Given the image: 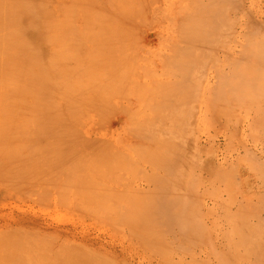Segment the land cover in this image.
<instances>
[{
    "label": "rangeland",
    "instance_id": "rangeland-1",
    "mask_svg": "<svg viewBox=\"0 0 264 264\" xmlns=\"http://www.w3.org/2000/svg\"><path fill=\"white\" fill-rule=\"evenodd\" d=\"M32 1L39 15L41 0H0V50L7 29L14 28V22L18 23L19 9ZM210 1L213 0H53L55 7L51 21L56 44L55 84H64L63 90H55V95L59 101L63 94H71V128L78 125L82 130H107L111 139L108 136L101 143L90 144L79 139L78 144L69 141L72 142L69 145L65 139L53 138L52 143H46L45 147H36L29 142L30 139L26 140V136L30 135L32 126H37V110L22 113L23 120L13 123L7 119L9 114L1 109L0 144L3 139L6 145L4 142L0 145V155L7 149L4 151L7 152L5 166L10 174L7 173V179L0 177V264H51V261L55 264H250L252 261L254 264L257 253H250L249 258L247 248L252 245L253 239L255 244L258 238L264 240V235H260L264 229V177L260 176L264 173V135L261 133L264 131V118L261 120L264 116V69L260 68H264V0H239L240 3L234 0L231 5L238 10L227 6L231 0L224 1L227 4L223 6L225 9L229 7L230 11H237L234 14H229V11L224 13L228 16L227 21L230 20L228 25L227 21H222L223 15L221 17L216 15L217 11L213 12L217 6L220 9L224 2L219 5L221 1L218 0L217 6L211 2L215 7L210 11ZM200 4L204 14L218 16L222 25L233 29V38L225 35H229V29L225 30L224 25L220 26L221 23L212 16L210 19L216 20L217 29H222H218V36L219 31L225 36L221 32L222 39L218 36L214 38L220 39L219 45L215 40L209 41L211 39L206 38V33L202 34L206 36L203 37L206 42L196 45L203 49L201 52L194 50L196 54L200 53L192 58L190 46L195 45L196 38L201 39L200 30L198 34L193 33L196 38L193 37L194 43L187 49L184 46L190 41L185 43L182 39L188 30L193 29L185 26V22L190 24L191 20L193 24H198L199 20L196 19V22L193 17L200 12ZM221 12L223 14L224 11ZM204 14L198 16L204 18ZM184 17L185 22L182 20ZM8 18L9 25L4 27ZM187 18L190 20L187 21ZM37 19L25 18L19 27L25 28L32 23L36 27ZM211 22L207 26L215 23L214 20ZM198 25L196 29H199ZM216 27H212V32ZM210 28L206 29L208 34L212 33L207 31ZM202 29L205 31V28ZM70 36L78 38L81 43L74 39V44H77L73 45ZM67 40H71L72 44L67 42L71 46L63 43ZM62 59L63 77L58 74L59 60ZM236 59L240 60L239 63ZM234 69L240 71L241 79L246 78L243 82L250 84L242 85L243 88L240 86L235 97L228 92L231 83L235 84L230 82L235 78L232 70L238 76L239 71ZM247 72H254L261 82L257 78V84L255 79L254 82L248 80L253 75ZM67 80L72 84L71 88L66 87ZM254 83L256 86H253ZM230 97L236 100L242 98L240 102L246 100L240 105L233 99L231 103ZM55 110V118L67 114L65 108ZM259 121L263 131L258 129ZM41 122L45 126H57L55 119ZM148 126L153 128L146 130L147 133L153 135L155 131L154 142L162 143L164 138L167 144L160 147L148 138L144 146L146 139L132 134L133 131L144 134ZM67 128L64 127L65 131ZM13 129L19 133L14 131L16 136L13 135V140L9 135L6 139L7 134H14ZM71 131L67 132L70 134ZM20 137L26 139L18 140ZM141 146L144 148L142 152L139 151ZM31 147L27 155V148ZM21 148L24 153L27 152L26 156H16ZM100 148L110 149L114 155H102ZM169 150L179 162L178 169L172 166L166 172L165 164L159 166L153 162L167 157ZM0 158L1 164L6 161L3 155ZM19 163L20 166L16 165ZM13 169L20 172L14 173ZM166 173L179 175L182 188L180 186L176 191L186 195L184 202L188 201V206L185 216L191 221L190 231L193 234L189 239L185 238L188 234L181 227L177 226L167 234L159 232V225L158 228L157 225L146 227L151 231L155 229L159 234L155 235L144 227L145 224H136L138 222L133 219L140 214L142 207L139 208V203L144 199V193L152 189L151 180L166 176ZM240 212L244 213L245 218L242 214L241 217L245 225L241 223ZM120 216L123 218L119 219ZM17 218L45 222L50 231L55 228L70 229L77 241L57 239L56 235L41 234L37 230L13 231L7 228V232L4 231L2 225ZM246 222H250V227ZM250 229H255L254 235ZM144 235L148 236L145 237L147 242L142 239ZM86 239L94 242L93 246L79 242L84 243ZM263 240L260 244L264 243ZM233 247L238 248L236 253ZM261 253L263 258L264 251ZM67 256L72 258L71 261ZM261 258L255 264L264 263Z\"/></svg>",
    "mask_w": 264,
    "mask_h": 264
},
{
    "label": "bare ground",
    "instance_id": "bare-ground-1",
    "mask_svg": "<svg viewBox=\"0 0 264 264\" xmlns=\"http://www.w3.org/2000/svg\"><path fill=\"white\" fill-rule=\"evenodd\" d=\"M34 1H37V0H34ZM216 1H218V0H213V1H210L209 2V6H211V9H210V11L212 10V9H214V8H212L214 5L215 6H217L218 4H219V1H218V3L216 2ZM221 1V3L219 4V5H221L224 1L225 2H227L226 0H220ZM229 1V0H228ZM234 0H231V2L227 5L225 2H224V4H222V11H224L223 12V14H221L222 12H221V10L220 9H218L219 8V6H217V7H215V9H214V11L213 12H216L217 11V13L218 12H220L219 14H217L216 13V15H218V16H221V15H223L224 17H222V18H224V20H222V18H221V20L222 21H227V19L228 18H226V17H228V16H226L224 13L226 12V13H228V11H229V14H230V12H232L233 14H234V11L235 12H237L236 10H228V9H230L231 7H232V2H233ZM208 2V1H207ZM211 2L214 4H211ZM215 2L217 3V4H215ZM41 3H42V10H41V12H40V14L39 15H37V13H38V10H35V7L33 6V1L32 2H30V3H28L24 8H20L19 9V11H18V16H19V18H18V23H16V22H14L15 23V25H14V28H8L7 29V36L5 35V41H4V43H2L3 44V47H2V49L0 50V111H1V109H2V112H7L8 114H9V116H7V119H9V120H11L12 122L14 121V122H18L19 123V121H22L23 120V115H22V113L24 114V113H26V112H29V110H37L36 112L38 113L37 114V116H36V118H37V126H32V128H31V130H30V135L29 136H26L27 137V139L25 138V137H20L18 140H24V139H26V140H28V139H30V141L29 142H32V143H34V145H36V147H38V146H41V145H43L44 147H45V144L46 143H52V139L54 138V139H56V140H61V139H63V141H65V140H67V142H69V141H73V142H76L77 144H78V142H80V140L79 139H81L82 140V142L83 143H88V144H90L91 142H97V143H101L103 140H105V138L106 137H108L109 135H108V132H107V130H102V131H100V130H93V129H89V128H84L83 130L81 129V128H79L78 127V125H74L75 127H72L71 128V123H72V110H71V107H72V105H73V99H72V97H71V94H68V95H65V94H63L62 95V97L59 99V101H58V99H57V97L58 96H56L55 95V90H63V88H64V84H60V85H57V84H55V80H56V77H57V70H56V44H55V35H54V29H53V26H54V24L52 23V21H51V16H52V10L54 9V7H55V2L53 3V0H41ZM202 3V2H201ZM235 2H233V4H234ZM238 3H240L239 2V0H238ZM237 3V4H238ZM198 4V3H197ZM225 4L227 5V6H230V8L228 7V8H224L223 6H225ZM204 5H205V2H204ZM207 5V4H206ZM208 6V5H207ZM226 6V7H227ZM236 6V5H235ZM234 6V7H235ZM238 6H240V4H238ZM197 8H198V5H197ZM203 8H205V7H203ZM210 8V7H209ZM224 8V9H223ZM233 8V7H232ZM231 8V9H232ZM235 8H237V10H238V7H235ZM235 8H233V9H235ZM199 9H201L200 10V12H199ZM199 9H197V11L199 12L198 13V15H203L204 14V10L202 9V6H201V4H200V7H199ZM240 9V8H239ZM206 10V9H205ZM243 10V9H242ZM245 11V10H244ZM202 12V13H201ZM208 12V11H207ZM206 13V12H205ZM211 13V12H210ZM210 13H208V14H210ZM211 14H213V13H211ZM247 14V13H246ZM195 15L198 17H193V15H192V17L196 20V19H198L199 20V22H198V20H196V22H198V24L200 23H202L201 25H202V27L203 28H205V31L202 29V27L200 26V24L198 25L199 26V29H196L197 28V25L194 23L193 24V22L190 20H188V18H187V21H189L190 22V24L188 23V22H185V20H186V18L185 17H187L186 15H185V19H182L186 24H185V26L186 25H188L190 28H193L192 30H194V31H196V32H194V31H190V30H188V33L186 34H184L183 35V39H182V41L183 42H185V43H187V42H189L190 41V44H186L185 46H184V48H188L192 43H194V40H195V38H196V35L195 34H193V33H196V34H200L201 35V37H200V35H199V38H201V39H199V40H197L198 38H196V40H195V45L193 46V44H192V46H190V49L194 52V50H195V52L197 51H200V50H202L201 49V47H197L196 45H200L201 43H204V42H206L205 41V39L207 38H209V39H211V40H209V41H212V42H215V41H217L216 43H218V41L220 40H218V39H214L215 37H217L218 36V29H221L220 27L217 29V27H218V25H217V23H216V20L218 21V20H220V19H218L214 14L212 15L213 17H215V19H213L214 21H215V23L214 24H211L210 26H211V28H210V26H207V25H209V23H212L211 21H213L212 19H210L212 16L210 15H208L209 16V18H208V16H207V14H204V15H206V16H204V18L206 17V19H204V18H202L203 16H198L196 13H195ZM38 17V19H37V21H38V23H37V25H36V27H35V25L33 26V23L31 24V25H25V28H20L19 26L21 25V21L22 20H24L25 18H30V19H32V18H34V19H36ZM199 17H201V18H199ZM180 18V17H179ZM201 19V20H200ZM210 19V20H209ZM226 19V20H225ZM202 20H203V22H202ZM207 20V21H206ZM231 20H232V17H231ZM30 21H32V20H30ZM180 21V20H179ZM209 21V22H208ZM228 21H230V20H228ZM226 22V24L228 25V23L229 22ZM9 22H10V20H9V18L7 19V21H5V26L4 27H6V25H7V27H8V25H9ZM192 22V23H191ZM208 22V23H207ZM218 22H220L221 24H220V26L222 25V23L223 22H221V21H218ZM224 22V23H225ZM188 23V24H187ZM204 23H205V25H204ZM231 24H233L234 22H230ZM180 24V23H179ZM193 24V25H192ZM226 24L224 25V27L226 26ZM239 24V23H238ZM245 24V23H244ZM196 27H195V26ZM216 25H217V27H216ZM222 25V26H223ZM230 25V24H229ZM246 25V24H245ZM11 26H13V25H11ZM182 26H184V25H182ZM192 26V27H191ZM205 26V27H204ZM207 26V27H206ZM19 27V28H18ZM178 27V26H177ZM212 27H216V32L215 31H213L212 32ZM231 27H232V25H231ZM209 29L210 28V30H207V31H211L212 33L210 34H208L207 32H206V29ZM234 28V27H233ZM251 28V27H250ZM33 29V30H32ZM181 29V28H180ZM225 30H227V29H229V35H227L228 33H226L225 35L226 36H232V38H233V35L231 34V30H233L232 28H231V30H230V27H228V28H224ZM200 30V31H199ZM204 32H203V31ZM222 30V29H221ZM224 30V32H226ZM32 31V32H31ZM177 31H179L180 32V30L177 28ZM199 31V32H198ZM201 31H202V33H201ZM252 31V30H251ZM183 32V31H182ZM182 32H180V33H182ZM198 32V33H197ZM214 32H215V34H214ZM220 33L222 32V31H219ZM228 32V31H227ZM234 32V31H233ZM205 33H206V35L208 36V37H206V36H204L205 35ZM220 33H219V38H221L222 36H225V35H223V32H222V36L220 37ZM243 33V32H242ZM248 33V32H247ZM247 33H245V35H247ZM183 34V33H182ZM202 34H204V35H202ZM212 34H214L215 36H213ZM231 34V35H230ZM235 34V33H234ZM239 34V33H238ZM74 35H75V33H74ZM102 35V34H101ZM100 35V36H101ZM104 35V34H103ZM180 35V34H179ZM244 35V36H245ZM249 35H250V33H249ZM21 36V37H20ZM76 36V35H75ZM99 36V35H98ZM212 38H211V37ZM237 36V35H236ZM238 36H240V34L238 35ZM24 37H26V39H24ZM73 37V36H72ZM71 36H70V39H73L72 40V42H73V45H76V44H74L75 43V41H74V39L76 40V41H80L78 38H72ZM96 37V36H95ZM94 37V38H95ZM193 37H195V38H193ZM198 37V36H197ZM203 37H206V38H203ZM246 37V36H245ZM104 38V37H103ZM107 39H108V36L106 37ZM109 38H111V37H109ZM224 38V37H223ZM244 38V37H243ZM92 39V38H91ZM96 39V38H95ZM101 39H102V37L100 38V41H101ZM105 39V38H104ZM213 39V40H212ZM222 39V38H221ZM224 39H229V38H224ZM223 39V40H224ZM263 39V38H262ZM262 39H260V40H262ZM63 40H66V37H63ZM106 40V39H105ZM203 40V41H202ZM208 40H207V42H208ZM215 40V41H214ZM243 40V39H242ZM61 41V35H60V38H59V42ZM71 40H67L66 42L65 41H63V43H67V42H70ZM103 41V40H102ZM193 41V42H192ZM199 41V42H198ZM200 41H202V42H200ZM222 41V40H221ZM36 42H37V44H36ZM72 42H70L71 44H72ZM198 42V43H197ZM224 42V41H223ZM228 42V41H227ZM264 42V41H263ZM79 43H81V41L79 42ZM220 43V42H219ZM218 43V44H219ZM243 43V42H242ZM38 44H40V46L38 45ZM68 44V43H67ZM71 44L69 45V46H71ZM213 44V43H212ZM67 45V46H68ZM99 45H102V44H99ZM204 45V44H203ZM203 45H202V47H203ZM220 45V44H219ZM228 45V44H227ZM231 45V44H230ZM226 46V45H225ZM240 46H242V45H240ZM263 46V45H262ZM208 47V46H207ZM232 47V46H231ZM209 48H211V47H209ZM242 48V47H241ZM246 48V47H245ZM254 48V47H253ZM262 48V47H261ZM243 50H244V48H243ZM261 50V49H260ZM204 51H206V50H204ZM203 51V52H204ZM214 51V50H213ZM224 51V50H223ZM230 51V50H229ZM232 51V50H231ZM264 51V50H263ZM193 52H192V58L193 57H196L198 54H196L195 52V54H193ZM202 52V53H203ZM208 52H209V50H208ZM211 52V51H210ZM216 52V51H215ZM247 52V51H246ZM262 51H260V53H261ZM212 53V52H211ZM214 53V52H213ZM243 54V53H242ZM247 54V53H246ZM196 55V56H195ZM209 55H210V53H209ZM213 55V54H212ZM235 55V54H234ZM233 55V56H234ZM245 55V54H244ZM244 55H243V58H244ZM251 55V54H250ZM214 56H216V55H214ZM237 56V55H236ZM255 56V55H254ZM201 57H203V56H201ZM204 57H205V54H204ZM208 57V56H207ZM228 57V56H227ZM239 57V56H238ZM240 57H242V56H240ZM239 57V58H240ZM251 58V57H250ZM249 58V59H250ZM64 59V58H63ZM63 59L62 60H59V65H58V74H59V76H62L63 77V75H64V73H63ZM203 59V58H202ZM232 58H230V61H232L231 60ZM255 59V58H254ZM260 59V58H259ZM214 60V59H213ZM235 60V59H234ZM237 60V62H238V60L239 59H236ZM251 60V59H250ZM240 61V60H239ZM225 62V61H224ZM234 61H232V63H233ZM217 63V62H216ZM231 63V64H232ZM239 63V62H238ZM242 63V62H241ZM244 63V62H243ZM246 63V62H245ZM244 63V64H245ZM186 64H189V62L188 63H185V67H186ZM225 64V63H224ZM230 64V63H229ZM235 64H236V62H235ZM248 64V63H247ZM263 64V63H262ZM90 65H92V64H90ZM238 65V64H237ZM243 65V64H242ZM253 65V64H252ZM255 65V64H254ZM224 66V65H223ZM239 66H240V64H239ZM262 66V65H261ZM92 67V66H91ZM230 67V66H229ZM235 67V66H234ZM238 67V66H237ZM239 68V67H238ZM248 68V67H247ZM247 68H246V70H247ZM250 68H253V70L252 71H254V67H250ZM257 68V67H256ZM261 69H264V68H262V67H260ZM260 68H258V70H260ZM236 69V68H235ZM234 69V70H235ZM240 69H242V68H240ZM244 69V68H243ZM221 70H223V69H221ZM231 70V69H230ZM251 70V69H250ZM236 71V70H235ZM237 71H239V70H237ZM236 71V72H237ZM224 72H225V70H224ZM227 72V71H226ZM232 72H233V76L236 78V81H234V79L231 81L230 80V82H233V83H235L234 85L231 83V85L229 86L230 87V91L228 90V92H230V93H232L233 94V96L235 97V93L236 92H238L239 91V89H241V87L240 86H245V85H250L249 83H248V81L246 82H243V80L244 79H246V78H244V79H241L242 77H241V74H239L240 73V71L238 72V76H235L234 75V71L232 70ZM244 72V71H243ZM246 72V71H245ZM254 72H256V71H254ZM254 72H247V74L248 73H252V74H250V75H253L252 76V78H250V77H248L247 79L248 80H250L251 79V82L253 81L254 82V79L255 78H257V80H259V78H258V76L257 75H255V73ZM258 72V71H257ZM237 74V73H236ZM257 74V73H256ZM240 75V76H239ZM259 75V74H258ZM262 75V74H261ZM264 75V74H263ZM243 76H246V75H243ZM255 76V77H254ZM222 77H224V76H222ZM263 80V79H262ZM240 81H242V83L240 82ZM260 81V80H259ZM250 82V81H249ZM261 82V81H260ZM260 82L258 83L259 84V86H261L260 85ZM263 83H264V81H262ZM223 83V82H222ZM244 83V84H243ZM255 83L257 84V81H256V79H255ZM255 83L253 84V86L255 85ZM66 84V87L67 88H71V86H72V84H70V83H68V80H67V82L65 83ZM224 84H225V82H224ZM252 84V83H251ZM227 85H228V82H227ZM263 85V84H262ZM223 86V85H222ZM243 86H242V88H243ZM253 86H252V88H253ZM256 86V85H255ZM258 86V85H257ZM223 87H225V86H223ZM261 88V87H260ZM245 89V88H244ZM255 89V88H254ZM219 90H221V89H219ZM219 90H218V92H219ZM253 90V89H252ZM258 90H260V89H258ZM247 91V90H246ZM251 91V90H250ZM254 91V90H253ZM252 91V92H253ZM256 91V90H255ZM254 91V92H255ZM263 91V90H262ZM220 94H221V92H219ZM224 93H227V91L226 92H224ZM223 93V94H224ZM241 93L243 94V92L241 91ZM247 93H249L250 94V92H247ZM246 93V94H247ZM261 93V92H260ZM262 94V93H261ZM228 95V94H227ZM227 95L225 96V97H227ZM231 95V94H230ZM229 95V96H230ZM240 95V94H239ZM252 95V94H251ZM250 95V96H251ZM258 95V94H257ZM263 95V94H262ZM242 97H244V96H242ZM252 98H253V96H251ZM255 97V96H254ZM233 99V98H232ZM231 99V97H230V102L232 103V101L234 100L235 102L237 101V103L238 104H244L243 102L246 100H242L241 102H240V100L242 99H240V100H236V99H233L232 100ZM248 100V99H247ZM251 100V99H250ZM253 100V99H252ZM257 100V99H256ZM259 100V99H258ZM262 101V100H261ZM247 102V101H246ZM245 102V103H246ZM252 102V101H251ZM263 102V101H262ZM248 103V102H247ZM254 103H255V100H254ZM228 104V103H227ZM236 104V103H235ZM237 104V106H239ZM249 104V103H248ZM247 104V105H248ZM251 104V103H250ZM253 105V104H252ZM245 106V105H244ZM257 105H255V107H256ZM58 107H60V108H65L66 109V111H67V114H65V115H60V116H56V118H55V115H54V111L56 112V108H58ZM232 107H233V104H232ZM262 108H263V106H262ZM256 109V108H255ZM260 109H261V107H260ZM16 110V111H15ZM251 110V109H250ZM254 110V109H253ZM252 110V111H253ZM259 110V109H258ZM263 110V109H262ZM251 111V112H252ZM254 112V111H253ZM252 112V113H253ZM259 112H260V110H259ZM258 113V112H257ZM260 113H262V112H260ZM259 113V114H260ZM254 114V113H253ZM233 115H235V114H233ZM241 115V114H240ZM249 115V114H248ZM263 115H264V113H263ZM262 116V115H261ZM237 117V116H236ZM235 117V118H236ZM241 117H242V115H241ZM260 117V116H259ZM246 118H247V116H246ZM264 118V116L263 117H261V120ZM51 119H55L56 120V123H57V126L56 125H53V124H50V125H48V126H45L44 124H42V122L41 121H47V120H51ZM241 119V118H240ZM254 119H255V117H254ZM257 119V118H256ZM252 120V119H251ZM259 120H260V118H259ZM264 120V119H263ZM13 122V123H14ZM238 122V121H237ZM261 121H259L258 123V129L260 128L261 130H262V123H260ZM240 123V122H239ZM253 123V122H252ZM256 123V122H255ZM61 125L63 126V127H61ZM251 125V124H250ZM259 125L261 126V127H259ZM64 127H70L69 129L67 128L66 129V131H65V129H64ZM249 127V126H248ZM251 127V126H250ZM62 128L64 129V130H62ZM150 128H153V127H151V126H148L147 127V129H145V131H144V134H142V133H139V132H135V131H133L132 132V134L135 136V137H137V138H141L142 137V139H146V141L143 143V145L145 146V144H146V142H148V138H150L153 142H154V140H153V138L152 137H154V135H156L155 134V131H153V135H150L149 133H147L146 132V130H148V129H150ZM252 128H253V126H252ZM68 130H72L71 132H70V134H69V132H67ZM230 130V129H229ZM255 130V129H254ZM13 132L14 131H17V130H12ZM65 131V132H64ZM232 131V130H231ZM258 131V130H257ZM263 131V130H262ZM11 132V131H10ZM177 133H181V132H179V131H176ZM9 133V132H8ZM17 133H19V131H17ZM231 133V132H230ZM261 133H263V135H264V131L263 132H261ZM1 134H3V133H1ZM254 135H255V133H253ZM4 136H5V134H3ZM10 136L9 138H11L12 140H13V138L12 137H14L13 135H15L16 136V134H15V132H14V134L12 133V134H7L6 135V139H7V136ZM12 135V136H11ZM63 135H65L64 137H68V138H63ZM110 137V136H109ZM235 137V136H234ZM4 138V139H5ZM172 138H175V136H172ZM263 138V137H262ZM1 139V138H0ZM10 139V140H11ZM65 139V140H64ZM110 139H111V137H110ZM163 139V142L161 143V142H154L155 144H157L158 146H162V145H166L167 144V139H165V141H164V138H162ZM176 139V138H175ZM3 140V139H2ZM1 140V144H2V142H4L5 143V140H3L2 141ZM11 140V141H12ZM55 140V141H56ZM259 140V139H258ZM263 140V139H262ZM118 141V140H117ZM177 141L178 142H180L178 139H177ZM23 142H25V141H23ZM28 142V141H27ZM26 143V142H25ZM32 143H31V145H32ZM72 143V142H71ZM70 142H69V145L71 144ZM0 144V145H1ZM74 144V143H73ZM3 145V144H2ZM4 145H6V143L4 144ZM28 145H29V143H28ZM48 145V144H47ZM67 145H68V143H67ZM30 146V145H29ZM74 146H75V144H74ZM2 147V146H1ZM33 147V146H32ZM32 147L31 148H27V149H29V150H27V152H28V154L27 155H29V151L32 149ZM70 147H73V146H70ZM247 147V146H246ZM1 150H2V148H0ZM22 149V148H21ZM63 149V148H62ZM139 151L140 152H142L143 151V147L141 146V147H139ZM3 150H4V147H3ZM24 149H22L21 151H20V149L17 151V153H18V155H16V156H26V153L27 152H25L24 153V151H23ZM77 150H79V149H77ZM4 151H7V149H5ZM4 151H2L4 154H6L7 152H4ZM147 151V150H146ZM20 152V153H19ZM65 152V151H64ZM68 152V151H67ZM73 152H75V151H73ZM3 153H1V155H0V157H2V155H3V159H5L6 161H4L2 164H1V162H0V177L1 178H5V177H7V173H9V171L7 172V167L5 166L6 165V163H7V154H6V156L3 154ZM99 153L100 154H105V153H109V154H111L112 156L114 155V153H113V151L112 150H110V149H104V148H100L99 149ZM171 153V150H169V155L167 156V157H164V158H162V159H158L157 161H155L154 160V164L156 165H164V169H166V172L168 171V169H171L172 168V166H173V168L175 167L176 169H178V159H177V157H175V155L173 156V155H171L170 154ZM245 153V152H244ZM72 154V153H71ZM74 154V153H73ZM79 154V153H78ZM77 154V155H78ZM251 154V153H250ZM255 154V153H254ZM63 155H65V154H63ZM81 155V154H80ZM83 155V154H82ZM15 156V157H16ZM72 157V156H71ZM131 157V156H130ZM243 158V157H242ZM256 158H258V157H256ZM76 159V158H75ZM245 159V158H244ZM0 160H1V158H0ZM12 160H13V158H12ZM20 160L22 161V159L20 158ZM19 160V158H18V161H20ZM248 160V159H247ZM254 160V159H253ZM11 161V160H10ZM130 161V160H129ZM246 161V160H245ZM260 161V160H259ZM23 162V161H22ZM5 163V164H4ZM9 163H11V162H9ZM16 163V162H15ZM246 163V162H245ZM255 163H256V161H255ZM79 164V163H78ZM153 164V165H154ZM262 164V163H261ZM11 165H12V163H11ZM16 165H19L20 166V163L19 164H16ZM253 165V164H252ZM256 165V164H255ZM12 166H14V164L12 165ZM15 167V166H14ZM22 167H23V165H22ZM97 167V166H96ZM258 167V166H257ZM10 168V167H9ZM8 168V169H9ZM16 168V167H15ZM14 168V169H15ZM91 168V167H90ZM94 170H95V167L93 166L92 167ZM99 168V170H100V168L101 167H98ZM262 168V167H261ZM14 169H13V171H14ZM17 169V168H16ZM18 169H20V168H18ZM22 169V168H21ZM102 169V168H101ZM249 169H250V167H249ZM252 169V168H251ZM250 169V170H251ZM258 169V168H257ZM257 169H255V170H257ZM12 170V169H11ZM10 170V172L12 173L13 171H11ZM259 170V169H258ZM262 170V169H261ZM20 172V170H16V171H14V173L16 172L17 174H18V172ZM87 171V170H86ZM88 171H92V170H88ZM178 172H180V171H178ZM252 173V172H251ZM257 173V172H256ZM10 174V173H9ZM13 174V173H12ZM253 174H254V172H253ZM261 174V173H260ZM263 175H260V176H263L264 177V173H262ZM167 176V177H166ZM166 176L164 175L163 177H161V178H154L153 180H151V182H152V189H150L149 188V190L148 191H146L145 193L144 192H142V194L144 193V194H146V195H144V199H141V204L139 203V205H140V207L139 208H141L142 207V209H140L141 211H140V214L139 215H136L135 216V218H133L134 220H136L135 222H138V223H136V224H141V226H144L143 224H145V228L147 227V228H153V227H156V225H157V228H158V225H159V229H157V230H159V232H166V234H167V232H170V231H172V230H174V228L175 227H181V228H183V230H184V233L186 232V234H188V235H186L185 236V238H191L192 236H193V234H192V231H190V226H191V221H189L190 219L189 218H187L185 215V209L187 208V202H184V200H186V195L184 196V194H183V192H177L176 190H178V188L181 186V188H182V185L180 184L181 182H180V178H179V175L178 174H169V175H167V173H166ZM256 176H258V175H256ZM1 178H0V182H1ZM255 178V177H254ZM257 178V177H256ZM5 179H7V178H5ZM6 182H7V180H6ZM150 182V183H151ZM233 182V181H232ZM264 182V181H263ZM2 183V182H1ZM4 183V182H3ZM5 184V183H4ZM184 185V184H183ZM156 188V189H154V188ZM185 187H186V184H185ZM183 189H184V187H183ZM2 190V189H1ZM181 191V190H180ZM183 191V190H182ZM188 193V192H187ZM141 197V198H142ZM185 197V198H184ZM192 197V196H191ZM183 200V201H182ZM187 200H188V198H187ZM6 201V200H5ZM186 204H184V203ZM261 207V206H260ZM189 208V207H188ZM242 209H243V207H242ZM258 209H260L259 207H258ZM254 210V209H253ZM199 211V210H198ZM262 212H264V211H262ZM246 213V212H245ZM258 213V212H257ZM243 215V217L245 218V216H244V213H241L240 212V218H241V223H243V222H245L244 220H242V218L243 217H241L242 215ZM121 215V214H120ZM188 215H191V213L190 214H188ZM246 215V214H245ZM251 215H253V214H251ZM247 216H249V215H247ZM255 216V215H254ZM122 216H120L119 217V219H122L121 218ZM186 217V218H185ZM248 218V217H247ZM251 218V217H250ZM254 217H252V219H253ZM203 219V218H202ZM256 219V218H255ZM260 219H261V217H260ZM262 220V219H261ZM264 220V219H263ZM260 221V220H259ZM264 222H262V224H263ZM237 224V223H236ZM244 224V223H243ZM246 224H247V222H246ZM249 224H250V222H249ZM249 224H247L248 226H249ZM245 225V224H244ZM151 226V227H150ZM153 226V227H152ZM199 226H200V224H199ZM263 226V225H262ZM2 227L4 228V231H6L7 232V228L8 229H13V231H19V230H21V229H23V230H31V231H35V230H37V232H41V234L42 233H44V234H48V235H51V234H53V236L54 235H56L57 237V239L59 238V239H65L66 241H72V242H76L77 240L75 239V237H73V235H72V233H71V231H70V229H64V230H61V229H53V231H50V229L51 228H49V226L45 223V222H42V221H39V220H35V219H30V218H17V219H15V220H12L10 223L9 222H5L3 225H2ZM136 227V226H135ZM250 227V226H249ZM249 227H248V229H247V231L249 230ZM137 228V227H136ZM139 228H141L140 226H139ZM138 228V229H139ZM145 228H143L144 230H146ZM200 228V227H199ZM138 229H136V230H138ZM142 229V230H143ZM193 229V228H192ZM258 229V228H257ZM147 230H149V231H151L150 229H147ZM177 230V229H176ZM175 230V231H176ZM196 230H197V228H196ZM199 230V229H198ZM262 230H264L263 228H262ZM261 230V232H260V235H264V232ZM22 231V230H21ZM149 231H147V232H149ZM155 231V229H153L151 232L152 233H156V234H158L156 231ZM182 231V230H181ZM242 231H244V230H242ZM250 231H252L251 229H250ZM254 231H255V229L252 231L253 232V234L252 235H254ZM173 233V232H172ZM244 233V232H243ZM155 234V235H156ZM174 234V233H173ZM179 234V233H178ZM183 234V233H182ZM197 234V233H196ZM249 234V236H250V232L248 233ZM247 234V235H248ZM257 234V233H256ZM255 234V235H256ZM146 235H147V233H146ZM159 235V234H158ZM263 235H262V237H263ZM200 236H201V234H200ZM55 237V236H54ZM71 237H73L74 239H72ZM144 237V238H143ZM142 237V239H146L148 236H143ZM146 237V238H145ZM175 237V236H174ZM240 237V236H239ZM243 237V236H242ZM251 237V236H250ZM249 237V238H250ZM184 238V237H183ZM182 238V239H183ZM141 239V240H142ZM178 239V238H177ZM197 239V238H196ZM195 239V240H196ZM247 239V238H246ZM262 239V238H261ZM261 239H259L258 238V241H259V244H258V241H256V243L257 244H255V242L252 240L251 241V243L250 244H252V245H249L248 246V248H247V250H248V257L250 258V253H257V256L256 255H254V259H256L255 261H253L254 262V264H255V262H258V260L263 256V253H261L262 251H264V243L263 244H260L261 243V241L263 240H261ZM64 240V241H65ZM91 240V239H90ZM152 240H154V239H152ZM156 240V239H155ZM184 240V239H183ZM191 240V239H190ZM198 240V239H197ZM221 240H224L223 238L221 239ZM242 240V239H241ZM144 241V240H143ZM148 241V239H146V241L145 242H147ZM157 241V240H156ZM180 241V240H179ZM185 241H187V239H185ZM79 242L80 243H82V245H85V246H89V245H91V246H93L92 245V243H94V242H89V240H87L86 239V241H84V243L83 242H81L80 240H79ZM142 242V241H141ZM150 242V241H149ZM148 242V243H149ZM155 242V241H154ZM190 241H188V243H189ZM263 242H264V240H263ZM144 243V242H143ZM151 243V242H150ZM159 243V242H158ZM196 243H198V242H196ZM242 243V242H241ZM254 243V244H253ZM193 244V243H192ZM148 245V244H147ZM154 245V244H153ZM238 245H239V242H238ZM241 245V244H240ZM239 245V246H240ZM256 245V246H255ZM163 246V245H162ZM165 246V245H164ZM228 246V245H227ZM234 246V245H233ZM235 246L237 247V245L235 244ZM250 246H253V248L252 247H250ZM180 247H182V246H180ZM222 247H223V245H222ZM236 247L233 249V251H235V253H236V251H237V249H236ZM241 247V246H240ZM161 248V247H160ZM164 248H166V247H164ZM186 248V247H185ZM155 249V248H154ZM243 249V248H242ZM157 250H159V249H157ZM252 252H251V251ZM250 251V252H249ZM230 252V251H229ZM240 252V251H239ZM258 252H260L261 254H258ZM56 253H59V252H56ZM245 254H247V252L245 253ZM251 254V255H252ZM56 256H58V254H55ZM59 255H61V253H59ZM260 255V256H259ZM262 255V256H261ZM260 258H259V257ZM61 257H63V255H61ZM68 258L70 257V256H67ZM67 257H65L66 259H67ZM235 257V256H234ZM257 257L259 258V259H257ZM38 260H39V258H37ZM56 259V258H55ZM59 259V258H58ZM57 259V260H58ZM71 257L68 259V260H70L71 261ZM264 260V257L263 258H261V260ZM35 260V259H34ZM43 260V259H42ZM42 260H40V262H43ZM60 260H62V259H60ZM253 260V259H252ZM260 260V261H261ZM30 261V260H29ZM28 261V262H29ZM32 261V260H31ZM56 261V260H55ZM259 261V262H260ZM57 262V261H56ZM60 262V261H59ZM64 261H62V263H63ZM65 262H66V260H65ZM68 262V261H67ZM251 263L250 264H252V261H250ZM264 262V261H263ZM37 263V262H36ZM29 264H31V263H29ZM38 264H41V263H38ZM44 264V263H43ZM51 264H55L54 263V261H53V263H52V261H51ZM56 264H58V263H56ZM257 264H264V263H262V262H260V263H257Z\"/></svg>",
    "mask_w": 264,
    "mask_h": 264
}]
</instances>
